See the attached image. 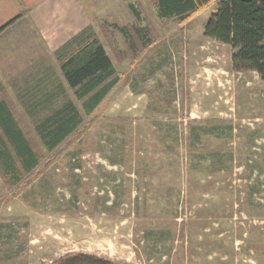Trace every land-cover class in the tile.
Masks as SVG:
<instances>
[{
    "label": "rangeland",
    "instance_id": "374dc122",
    "mask_svg": "<svg viewBox=\"0 0 264 264\" xmlns=\"http://www.w3.org/2000/svg\"><path fill=\"white\" fill-rule=\"evenodd\" d=\"M89 5L87 34L32 67L55 82L0 83L40 158L27 170L12 144L10 158L0 151V264L72 251L118 264H264V79L205 35L216 2L184 22L154 0ZM91 43L120 81L88 113L58 62ZM69 103L80 123L50 147L42 124Z\"/></svg>",
    "mask_w": 264,
    "mask_h": 264
},
{
    "label": "trees",
    "instance_id": "16d2710c",
    "mask_svg": "<svg viewBox=\"0 0 264 264\" xmlns=\"http://www.w3.org/2000/svg\"><path fill=\"white\" fill-rule=\"evenodd\" d=\"M216 2L217 9L204 24L206 36L219 42L232 46L236 52L233 54V66L237 70H254L264 79V0H154L159 14L162 17H178L182 22L198 13L210 3ZM124 33L132 45L141 40L138 29L134 26H125ZM83 35V34H82ZM70 87L76 89L83 99V106L88 113L101 103L108 93L120 81L112 60L103 45L83 47L72 54L62 64ZM1 91V90H0ZM11 112V119L20 123L18 115L11 104L2 99ZM0 129L15 147V152L24 157L25 166L31 165L29 158L39 154L33 150L27 135L23 132L30 148L20 142V134L8 127L6 119ZM0 120V121H1ZM80 118L77 108L69 103L42 124V129H50V147H56L68 137L79 125ZM32 148V149H31ZM51 264H118L117 262L89 252L72 251L54 260Z\"/></svg>",
    "mask_w": 264,
    "mask_h": 264
},
{
    "label": "crops",
    "instance_id": "0c3cea01",
    "mask_svg": "<svg viewBox=\"0 0 264 264\" xmlns=\"http://www.w3.org/2000/svg\"><path fill=\"white\" fill-rule=\"evenodd\" d=\"M91 2L93 0H0V83H32L35 80L31 78V73H34L32 67L44 66L45 62H40L48 56V51L57 53L64 49L69 40L80 34H87V30L92 28L93 13L89 9L92 8L89 5ZM41 39L44 43H40ZM69 57L68 55L66 59ZM65 60L59 61L58 65L64 78L61 83L66 85L68 81L62 69ZM37 75H43L35 80L37 83L55 82L48 70H36L34 76ZM65 85L59 86L63 90ZM3 88L2 86L1 89ZM26 88L21 87L24 90ZM43 88V92L49 89L46 86ZM29 90H34V87ZM0 116L6 119L5 123L10 129L16 133L19 131L21 144L30 148L24 134H21L23 130L15 119H11L10 109L5 102H0ZM1 127H4L2 120ZM10 144L7 140L3 149H0L5 160L11 157ZM37 160V156L29 158L31 165L25 166L27 170L35 168Z\"/></svg>",
    "mask_w": 264,
    "mask_h": 264
}]
</instances>
